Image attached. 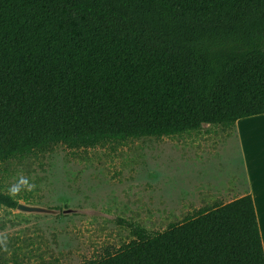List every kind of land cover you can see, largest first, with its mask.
<instances>
[{
  "label": "trees",
  "instance_id": "obj_1",
  "mask_svg": "<svg viewBox=\"0 0 264 264\" xmlns=\"http://www.w3.org/2000/svg\"><path fill=\"white\" fill-rule=\"evenodd\" d=\"M264 115V0H0V166ZM18 202L0 190V206ZM84 264H264L245 194Z\"/></svg>",
  "mask_w": 264,
  "mask_h": 264
},
{
  "label": "rangeland",
  "instance_id": "obj_2",
  "mask_svg": "<svg viewBox=\"0 0 264 264\" xmlns=\"http://www.w3.org/2000/svg\"><path fill=\"white\" fill-rule=\"evenodd\" d=\"M21 177L35 188L13 198L46 211L0 206V264L98 261L107 248L133 240L120 221L162 233L245 194L254 198L264 231V115L172 137L78 151L57 147L1 165L0 190L9 195Z\"/></svg>",
  "mask_w": 264,
  "mask_h": 264
},
{
  "label": "clouds",
  "instance_id": "obj_3",
  "mask_svg": "<svg viewBox=\"0 0 264 264\" xmlns=\"http://www.w3.org/2000/svg\"><path fill=\"white\" fill-rule=\"evenodd\" d=\"M34 188H35L34 184L29 183V181L26 178L21 177L16 184L10 186L9 195L15 197L19 195L21 191L24 190L31 191ZM3 242H4V238H0V244H2Z\"/></svg>",
  "mask_w": 264,
  "mask_h": 264
},
{
  "label": "water",
  "instance_id": "obj_4",
  "mask_svg": "<svg viewBox=\"0 0 264 264\" xmlns=\"http://www.w3.org/2000/svg\"><path fill=\"white\" fill-rule=\"evenodd\" d=\"M16 210L17 211H20L22 213H43L45 212L46 210L43 209V208H39V207H34V206H28V205H25L23 203H18L17 206H16ZM72 210L68 209V210H64L62 211L63 214H68V213H71Z\"/></svg>",
  "mask_w": 264,
  "mask_h": 264
},
{
  "label": "crops",
  "instance_id": "obj_5",
  "mask_svg": "<svg viewBox=\"0 0 264 264\" xmlns=\"http://www.w3.org/2000/svg\"><path fill=\"white\" fill-rule=\"evenodd\" d=\"M262 199V198H261ZM253 200H254V198H253ZM254 203H255V201H254ZM256 214H257V212H256ZM257 218H258V216H257ZM260 222V217H259V219H258V223ZM261 223V222H260ZM259 229H260V225H259ZM262 232V234H261V237L263 236V229H261L260 230V233ZM262 241H263V246H264V239L262 238Z\"/></svg>",
  "mask_w": 264,
  "mask_h": 264
},
{
  "label": "bare ground",
  "instance_id": "obj_6",
  "mask_svg": "<svg viewBox=\"0 0 264 264\" xmlns=\"http://www.w3.org/2000/svg\"><path fill=\"white\" fill-rule=\"evenodd\" d=\"M263 216H264V214H263ZM259 219V218H258ZM264 232V231H263Z\"/></svg>",
  "mask_w": 264,
  "mask_h": 264
}]
</instances>
